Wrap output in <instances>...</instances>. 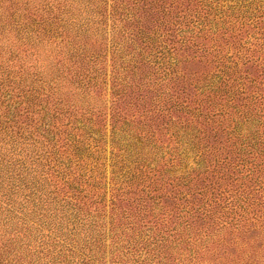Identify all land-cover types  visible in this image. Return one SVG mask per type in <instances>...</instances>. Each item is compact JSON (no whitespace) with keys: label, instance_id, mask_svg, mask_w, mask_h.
<instances>
[{"label":"trees","instance_id":"1","mask_svg":"<svg viewBox=\"0 0 264 264\" xmlns=\"http://www.w3.org/2000/svg\"><path fill=\"white\" fill-rule=\"evenodd\" d=\"M114 10L109 222L104 164L88 144L102 142L107 114L80 96L100 98L103 51L88 49L87 31L71 43L86 45V63L72 66L78 99L58 90L61 75L15 78L0 62L12 105L0 103V264H100L107 238L116 264L129 253L200 264L201 251L216 264L233 251L208 242L221 224L252 220L255 243L264 229V0H118Z\"/></svg>","mask_w":264,"mask_h":264},{"label":"rangeland","instance_id":"2","mask_svg":"<svg viewBox=\"0 0 264 264\" xmlns=\"http://www.w3.org/2000/svg\"><path fill=\"white\" fill-rule=\"evenodd\" d=\"M117 3L118 0H0V62L4 71H10L9 68H11L16 72L14 73L15 78L22 71L24 73V69L27 68H30V72H49V76L61 75L65 79L60 81L58 90L62 93L71 91L74 95L73 98L78 99L80 91H76V88L72 85V73L76 67L72 66L78 60L80 64L77 65L86 63L81 58L83 55H80L83 53V50L77 52L79 47H86V45L80 44L79 46L76 41L74 45L71 43L73 40H76L74 39L76 36L87 31L84 34L90 39L88 40L91 41V44L92 42L95 43L94 47L90 46L88 49L93 51L97 49L99 52L100 50L103 51L102 56H105L103 60L104 73L99 82L103 80L105 83L99 94L100 98L94 96L93 92H90L86 96H80L87 103L94 104L107 114L104 119V134L101 133V136H98L101 137L102 142L96 144L99 145L97 148H94L92 141L88 143L91 144L89 152L92 153V156L100 158V162L104 164V167L100 171L103 173L105 181V186L103 184V187H105V204L107 207L101 212L103 215L101 220L105 222H109L112 214L110 213L109 202L112 199L116 175L114 172L115 160L113 155L117 153V149L112 145L109 114L111 108L115 106V103H113L115 100L113 93L117 90L115 84L112 82L113 75L115 74L113 58H116L120 54L113 52V45L117 41L118 32L120 31V29L115 28L117 25L112 28V17L116 10H114V5ZM115 22L118 23L117 21ZM100 45H102L101 49H99ZM74 52H77L78 58H75ZM118 65H120V62L117 63ZM20 66L25 67L20 70L18 69ZM47 66L52 67L51 70L44 71ZM68 68L70 72H68ZM0 79H2V76H0ZM5 95L7 96L6 90H3L0 93V103L4 102L1 108L4 109L6 107V110L3 112L8 113L9 107L11 108L12 105L11 102H6ZM85 101L83 100L77 104L81 105ZM86 117H89V115H86ZM75 118L80 120L79 114ZM4 152L8 154V148L6 150L4 148L2 153ZM84 153L86 154V152ZM192 162L193 159L190 157L189 164L192 165ZM2 207L4 208V205ZM117 219L119 220V217L114 213V221L117 222ZM251 224L252 220L247 222L246 227L244 224L239 225L238 228L235 225L227 223L220 225L218 234L209 239L208 242H210V246H212L211 243L220 241L225 242L227 245L229 242H233L230 248L225 245L228 251H231V249L233 251L225 255L223 252L219 255L216 253L218 255L216 264H264V243L260 249H257V246L264 240V229H260V224H258L254 237L257 243L247 241L252 233L248 232V227ZM3 229L10 228L9 226H5ZM105 243L107 246L106 256L105 260L101 261L100 264H116L115 261L121 256L117 253L110 255L108 248L110 240L107 238ZM126 256L129 258L126 261L127 264H154L149 254L129 253ZM201 257L202 261L200 264H209L213 258L212 255L202 251ZM206 258H209V260H206ZM16 259L18 260V257ZM28 259L26 258L25 262ZM123 259L125 260L126 258ZM16 262V264H21L18 261ZM190 264H194V262Z\"/></svg>","mask_w":264,"mask_h":264}]
</instances>
